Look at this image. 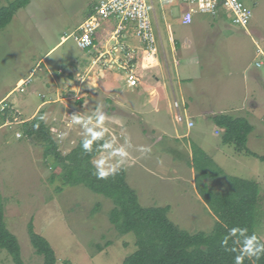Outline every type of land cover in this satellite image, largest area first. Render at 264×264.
<instances>
[{
    "label": "rangeland",
    "instance_id": "374dc122",
    "mask_svg": "<svg viewBox=\"0 0 264 264\" xmlns=\"http://www.w3.org/2000/svg\"><path fill=\"white\" fill-rule=\"evenodd\" d=\"M14 1L16 0H0V9ZM243 1L254 14L249 28L251 36L247 30L231 22L222 24L214 20L216 17L204 15V18L211 21L207 32L215 34L214 38L217 39H211L215 43L211 46L215 55H204L202 58L207 57V63L221 65L222 70L201 71L196 74L188 72L181 77L184 84L210 83L209 92L216 96V102L222 101L219 104L222 107H240L244 89L241 87V72L248 68L251 69L250 74L258 73L264 77V68H257L254 61L257 51L254 39L258 41L259 37L264 40V0ZM98 2L99 0H32L0 31V101L9 95L0 103V114L8 111L13 118L2 122L0 116V203L4 206L8 229L18 238L25 264H44V258L36 254L31 244L28 232L31 221L35 231L50 242L61 263L69 260L71 264H122L125 258L138 250L136 236L133 233L121 235L110 222L113 202L84 186L71 187L63 185L59 178L53 180L57 169L45 159V148L24 135L23 124L38 115L36 113L42 110L43 102L57 106L55 112L59 119H46V122L54 130L58 152L63 157L71 154L81 141L91 139L92 132L103 131L100 138L103 139L104 153L100 158H94L93 164L99 170L98 161L104 160L105 170L111 166H116V171L125 169L127 180L135 189L143 207L170 206V221L190 234H212L217 223V217L200 195L195 180H192L191 168H184L192 148L189 147L188 139L174 144L164 143L147 152L132 150L133 148L130 150L124 145L128 125L124 109L116 113L107 112L111 108L110 106L107 110V95H99L98 98L89 95L90 104L83 109V102L80 101L86 97L80 96L85 93L91 80L99 77L98 70L91 69L98 53L91 52L93 56L84 57V64H81L82 56L88 51L81 50L75 38L70 35L75 33ZM178 2L179 13L187 10L186 3ZM154 4L158 15H161L159 0H154ZM149 11L152 13L150 3ZM193 30L194 25H182L175 28L174 34L181 39L180 35L191 34ZM67 36L70 37L62 42ZM163 37L169 59L167 63L166 53H161L164 63L174 66L179 61V69L189 67L192 61L187 47L184 51H174L172 55L167 31ZM238 39L243 42L240 62L236 61L237 56L233 52L239 47L236 41ZM173 57L177 60H173ZM77 61L79 66H76ZM234 66L237 67L236 70H232ZM86 67L88 68L85 69ZM114 73L123 76L121 72ZM233 73L235 78L230 75ZM100 77L101 88L107 91L105 75L101 73ZM25 81L27 82L19 86ZM251 85L254 104L251 107L258 109L254 110V116L250 112L249 118L255 126V133L250 134L247 146L252 153L263 156L264 91L254 83ZM86 93L91 94L89 90ZM225 96L227 98L223 99ZM56 102L58 104H54ZM174 108L176 109L175 103ZM97 112L105 116L102 125L104 130L91 128L92 123L85 130L68 124V114L94 117ZM15 116L20 120L18 123L14 121ZM185 123L179 124L183 126ZM18 134L22 137H18ZM256 134H262L261 141L257 140ZM105 144H111L112 147L105 148ZM121 147L127 151L126 157L111 155ZM142 154L140 159L138 156ZM208 154L224 171L218 179L207 181L210 190L230 193L231 177L258 183L256 233L264 241V162L252 155L238 153L234 145H220L219 148L213 146ZM121 159L123 162H120ZM0 264H14L5 250H0Z\"/></svg>",
    "mask_w": 264,
    "mask_h": 264
},
{
    "label": "trees",
    "instance_id": "16d2710c",
    "mask_svg": "<svg viewBox=\"0 0 264 264\" xmlns=\"http://www.w3.org/2000/svg\"><path fill=\"white\" fill-rule=\"evenodd\" d=\"M31 1L16 0L1 8L0 31ZM0 116L2 122L13 119L8 111ZM212 120L223 131L224 145H234L238 153L252 155L264 162V156L248 149V139L253 132L249 120L227 114L214 116ZM22 130L27 139L45 148V159L57 169L53 180L59 178L63 185L71 187L84 186L113 202L110 222L121 235L133 233L137 238L138 250L125 258L122 264H236V257L241 255V264H264V241L256 233L258 183L231 177L230 193L210 190L207 181L218 179L224 171L202 149L193 147L192 167L196 172L199 193L217 217V223L212 234H190L170 221V206L143 207L136 191L127 182L125 169L109 173L105 178L99 177V170L93 165V159L102 153L103 139L94 140L91 151H85L81 141L71 154L63 157L58 152V143L51 126L46 122V110H41L35 118L25 122ZM233 229H236L235 233ZM28 232L31 244L36 254L44 258V264H71L69 260L59 262L50 242L35 231L33 221L28 224ZM253 236L256 239L252 242L253 252L249 257L243 253V246ZM0 250L7 251L14 264H25L18 238L7 227L2 203Z\"/></svg>",
    "mask_w": 264,
    "mask_h": 264
},
{
    "label": "crops",
    "instance_id": "0c3cea01",
    "mask_svg": "<svg viewBox=\"0 0 264 264\" xmlns=\"http://www.w3.org/2000/svg\"><path fill=\"white\" fill-rule=\"evenodd\" d=\"M147 1L148 7L149 3L151 5L152 13H150V15L153 22L154 34L156 35L157 40L156 52L154 54H150V52L147 51L145 45L140 41V38L137 35L136 26L134 24L126 25L122 32V38L117 40L125 44L130 50H134L136 52V56L138 57L137 75L140 78V84L137 87L130 88L127 84L126 75L123 71L106 70L105 73L107 74H103L105 75L104 82L107 83V91H103L100 85L101 72H98L99 77H94L88 87H85L86 91L89 90L91 94H87L85 91V93H83L80 97L86 98L80 102H83L82 107L84 109L90 104L89 95L93 98H98L99 95L102 97H104L103 95H107V97L105 96L107 99L106 102L109 104L107 110L111 106L107 112L112 111L113 113H116L121 112L124 109V116L128 121V125L125 129L126 136L124 135V145L130 150L133 148L132 150H146L147 152L154 150L155 147L157 148L164 143L174 144L175 142L177 143L181 140L188 139L189 147L192 148L191 152L189 153L188 163L184 168H191L190 174L192 176V180H195L196 183V172L192 167L193 147H198L208 154L213 146H217L219 148L220 145H224L222 143L223 131L213 122L212 118L214 116L221 114L233 116L237 114L235 117H242L249 120L253 126V132L251 135L255 133V126L249 116L251 115L250 112H253L254 116L256 114L254 110L258 108H252L254 104L252 98L253 87L251 84L254 83L255 86L258 85L262 91H264V77L258 73L250 74L251 69L248 68L243 73H240L242 77H240L241 87L244 88L240 107H235L233 105H225V107H222L219 105L222 101L219 103L216 102V96H213L209 92L210 83H196L195 85H192V83L184 84V80L181 78L182 74H186L188 72H194L196 74L197 72L201 71L205 72L222 70L221 65L207 63L209 59L207 57L202 58L204 55H215L211 50V46H214L215 43H212L213 40L211 39L217 38H214L215 34H209L207 32V30L210 28L211 21L206 19V17L204 18V15L197 13L195 14L194 22L192 24L194 25V30L192 33L180 35L181 39L176 38L174 34L175 28L183 25V14L186 11L193 9L194 6L187 4V10L179 13L177 11V8H179L177 7L179 5L178 0H168L166 2L159 0L162 14L158 15L154 0ZM179 1L185 3L183 0ZM94 10L95 7L91 9L90 14L93 13ZM86 19H84L80 25ZM214 20L219 21L222 24H226L227 22L232 23L231 14H227L226 12H223L220 16L214 18ZM118 24L119 22L115 19L104 22L102 28L98 30L95 38V43L98 44V50H103V48L109 47L111 45L113 46L115 44V41L111 40V35L116 30ZM165 31H167L170 36V52L172 55L174 51L178 49L184 51V49L187 47V51H189L192 61L189 67L179 69V61L174 63V66H169L164 63L161 53H166L165 60L167 63H169L166 51L167 48L165 46L163 37ZM248 31L247 33H249ZM248 35L251 36L250 33ZM70 36H72V34ZM70 36H67L62 42L66 41ZM232 38L233 36L228 40ZM257 38L264 49V40L260 39L259 37ZM236 41L239 44V47L233 52L237 56L236 61L240 62L243 56L241 50L243 47V42L241 39ZM254 45L257 49L256 39H254ZM97 52L98 51L94 50L93 53L95 54ZM225 53L226 52H222V54ZM86 56L91 57L93 54H89V52L84 54L82 56L83 61L81 64H84V57ZM254 59V61L259 59L257 51L255 52ZM173 60L177 59H174L173 57ZM76 63V66L80 65L78 64V61ZM87 68L88 67L85 69ZM233 69L236 70L237 67L234 66L232 70ZM114 72H121L123 73V76H118ZM230 75L235 78L234 73ZM8 96L9 95L2 99L0 103L3 102V100H6ZM226 98L227 96H225L223 99ZM176 101L180 103L179 109L174 108V103ZM215 103L218 104L216 105ZM54 104L58 103L56 102ZM41 106L42 110H46V119H50L51 121H54V119H59L57 113L55 112L57 106H54L48 102H43ZM74 108L77 111V106ZM178 113L193 121L195 123L194 128H189L186 123L181 126L176 118ZM238 113L245 114L240 115ZM37 114L38 112L36 115ZM84 116L86 117V115ZM255 118L260 119L258 116H255ZM91 128H95V120L92 122ZM98 128H102V130L105 129L102 126ZM261 135L262 134H256L257 140L261 141ZM250 139L251 137H249V141ZM128 145H131V147H128ZM103 153L104 151H102L99 156H101ZM99 156L96 158H100ZM138 157L142 159L143 154L142 156ZM126 178L128 179V175ZM130 187L134 189L131 185Z\"/></svg>",
    "mask_w": 264,
    "mask_h": 264
},
{
    "label": "built area",
    "instance_id": "2783aa9c",
    "mask_svg": "<svg viewBox=\"0 0 264 264\" xmlns=\"http://www.w3.org/2000/svg\"><path fill=\"white\" fill-rule=\"evenodd\" d=\"M162 1L166 2L168 0ZM183 1L186 4L194 6L193 9L183 14L182 24L184 26L192 25L195 14L197 13L218 17L223 12H226L227 14H231L233 25L248 31L254 16L252 9L248 7L243 0ZM112 19L119 22L116 30L111 35V40H114L115 44L113 46L108 45L109 47L103 48V50H98V44L95 43L97 32L102 28L104 22ZM128 24H134L136 26L140 41L145 45V48L150 54H154L156 52L157 40L154 34L153 22L147 0H99L94 12L88 16L72 36L75 38L81 50L88 51L89 53L94 52V50L98 51V56L94 60L91 69L98 70V72L102 74L105 73L106 70H121L126 75L128 86L134 88L140 84V78L136 71L138 67V57L134 50H130L125 44L117 41L122 38V32ZM256 47L259 59L255 61V66L261 69L264 68V49L259 41H256ZM175 106L176 109H179L180 104L175 102ZM67 118L70 127H80L81 130L86 129L82 124L75 123L71 114H68ZM176 118L179 123L186 122L189 128H194L195 126L193 121H190L180 113L177 114ZM14 121L17 123L20 121L18 116L14 117ZM89 126L90 124H88L87 128H89ZM51 131L52 134L55 135L53 128ZM18 137H22V135L18 134Z\"/></svg>",
    "mask_w": 264,
    "mask_h": 264
},
{
    "label": "clouds",
    "instance_id": "9594fccd",
    "mask_svg": "<svg viewBox=\"0 0 264 264\" xmlns=\"http://www.w3.org/2000/svg\"><path fill=\"white\" fill-rule=\"evenodd\" d=\"M87 39V38H85ZM41 119H45V117H41ZM93 119H95V127H101L103 125V122L105 120V116L102 113L97 112L94 114V117H81L79 115L73 116V121L77 124H82L84 128H87L89 123L93 122ZM103 135V131H96L91 133V139H86L83 141V148L85 151H91V146L94 140L100 138ZM105 148H111V144H105ZM128 147H131V145H128ZM146 151V150H144ZM111 155H118L119 157L123 158L128 155L127 151L123 147L115 150ZM120 162H123L122 159ZM105 164L104 160L98 161V165L100 166L98 175L100 178H105L109 175L110 172L114 173L116 171V166H111L108 168V170H105L103 165ZM233 233H235L236 229L232 230ZM256 237L253 236L251 240H248L244 246H243V253L248 255L249 257L251 256L253 249H252V242L255 240ZM256 256H259V253L256 254ZM243 259V255L237 256L236 257V264H241V261Z\"/></svg>",
    "mask_w": 264,
    "mask_h": 264
}]
</instances>
